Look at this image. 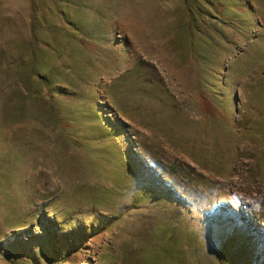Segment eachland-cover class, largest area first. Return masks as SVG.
I'll use <instances>...</instances> for the list:
<instances>
[{
	"label": "rangeland",
	"instance_id": "obj_1",
	"mask_svg": "<svg viewBox=\"0 0 264 264\" xmlns=\"http://www.w3.org/2000/svg\"><path fill=\"white\" fill-rule=\"evenodd\" d=\"M0 264H264V0H0Z\"/></svg>",
	"mask_w": 264,
	"mask_h": 264
},
{
	"label": "trees",
	"instance_id": "obj_2",
	"mask_svg": "<svg viewBox=\"0 0 264 264\" xmlns=\"http://www.w3.org/2000/svg\"><path fill=\"white\" fill-rule=\"evenodd\" d=\"M70 5L75 6L76 4L72 2ZM65 15L66 13L63 12V16ZM64 22H66L65 25H67L66 16ZM62 32L65 33V36L63 35L65 39L62 45L66 47L70 40L67 36L68 30L62 29ZM32 40L33 42H31V44L33 47L29 44L23 45V48H21L16 56L11 59V62L6 65L7 71L19 86L18 94L23 100L32 96H38V98H40V95L47 98L50 96L51 91L49 87L48 68L53 64L51 53L56 52L57 49H61L59 48V42L57 43L55 39H52V42H48L33 35ZM35 44L45 48L43 52L39 51L41 55L35 54ZM201 62L204 63V59H201ZM36 113L42 118L48 115L45 110L41 109H38Z\"/></svg>",
	"mask_w": 264,
	"mask_h": 264
},
{
	"label": "bare ground",
	"instance_id": "obj_3",
	"mask_svg": "<svg viewBox=\"0 0 264 264\" xmlns=\"http://www.w3.org/2000/svg\"><path fill=\"white\" fill-rule=\"evenodd\" d=\"M257 243V242H256ZM259 245L258 243L256 244V246Z\"/></svg>",
	"mask_w": 264,
	"mask_h": 264
}]
</instances>
